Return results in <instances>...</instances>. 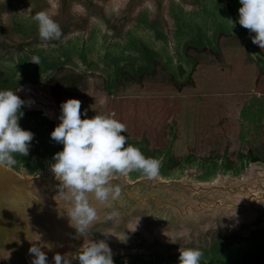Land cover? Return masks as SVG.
I'll use <instances>...</instances> for the list:
<instances>
[{
  "label": "water",
  "instance_id": "1",
  "mask_svg": "<svg viewBox=\"0 0 264 264\" xmlns=\"http://www.w3.org/2000/svg\"><path fill=\"white\" fill-rule=\"evenodd\" d=\"M240 6V0H0V86L46 83L68 66L104 71L111 89L124 67L149 69L152 53L183 84L196 65L187 48H218L221 27L264 62L238 22ZM41 10L60 23L61 40L39 39L33 17ZM34 56L40 64L31 61ZM19 124L34 138L27 156L15 154V165L0 168V256L11 253L0 264H31L30 240L51 246L42 248L49 264L57 252L75 257L100 239L109 244L115 264H179L181 245L201 249L208 264L264 255V160H252L251 152L241 153L238 162L229 161L226 150L217 158L191 151L175 158V122L165 148L150 149L148 141L124 132L127 143L160 162L159 174L149 180L139 171L114 173L109 179L121 187L120 198L111 208L92 201L100 219L80 236L54 199L59 181L50 164L60 143L44 136L53 122L35 113ZM112 211L119 215L105 219Z\"/></svg>",
  "mask_w": 264,
  "mask_h": 264
},
{
  "label": "rangeland",
  "instance_id": "2",
  "mask_svg": "<svg viewBox=\"0 0 264 264\" xmlns=\"http://www.w3.org/2000/svg\"><path fill=\"white\" fill-rule=\"evenodd\" d=\"M246 30L250 37L255 35L248 29ZM217 39L218 48L213 50L209 47L213 51L212 55L193 53L190 50L193 46L187 48V55L196 60V71L192 76L193 82L190 80L183 83L186 86L182 91H179V87L183 84H178L174 80L173 75L164 66L161 57L156 56L157 54H151L152 65L149 69L139 72H135L130 67L121 69L117 82L111 88H118L117 91L122 92V85L132 82L128 87V96L124 95L126 97L122 98L123 101L131 100V102L128 104V108L120 109V105L119 108L116 107L112 112L114 118L126 124L130 135L148 141L150 149H154L166 147L170 117L173 113L177 114L176 120L173 121L178 124L179 119L180 123L177 135L179 138H176L177 146L174 149L175 158L183 156L189 151L195 155L217 158L226 150L227 159L231 162H238L240 154L248 152H251L252 160H264V76L256 81L257 68L264 71V62L259 63L249 55V59L257 62V65L254 64L256 68L254 71L253 65L252 69L247 62L246 46L238 37L228 33L222 27L218 30ZM256 47L264 56V49L258 45ZM205 48L201 47L197 50ZM219 52L226 54L227 57L225 56L224 61L216 58L215 54H219ZM210 65L215 71L213 70V73L209 74ZM89 72L99 73L100 71H97L95 67L84 71V73ZM239 73L241 76L245 74L246 78L241 79ZM99 74L105 79V82L102 81V85L105 89L110 90L107 87L106 73L101 71ZM235 77L238 79H233ZM68 79L75 81L77 78L67 72H62L55 81L56 84L62 85L63 81ZM92 83L85 93L83 90L79 92L76 90L74 94L84 96L85 105H88L92 92L93 95L98 96L99 94V91L94 92ZM96 84H100L98 80H96ZM56 89H58L57 96L62 101L67 99L66 96H73L67 91L64 92L62 87ZM240 91H250L251 93L239 95ZM228 92H236L235 95L240 97ZM258 92H261L262 95L256 97ZM242 96H246L247 101L252 99L251 103H246ZM107 110L109 111L110 108ZM107 110L105 109L101 115L106 114ZM51 112L52 117L58 119V115L53 109ZM86 114L90 118L98 113L90 110ZM30 115L33 114L23 112L20 120L30 117ZM42 115L47 117L44 113ZM198 115L200 119L197 128ZM49 122L53 121L49 119ZM223 127L224 129L226 127V132ZM51 130H46L44 136H51ZM188 145L189 150H187ZM62 149L63 145L60 144V151Z\"/></svg>",
  "mask_w": 264,
  "mask_h": 264
},
{
  "label": "clouds",
  "instance_id": "3",
  "mask_svg": "<svg viewBox=\"0 0 264 264\" xmlns=\"http://www.w3.org/2000/svg\"><path fill=\"white\" fill-rule=\"evenodd\" d=\"M240 5L239 24L255 33L252 42L264 49V0H240ZM33 19L42 42L61 40V25L47 11L36 12ZM31 61L40 64L37 56ZM24 105L25 101L13 90H0V168L15 165V154H29L34 133L19 124ZM84 116L82 119L81 101L69 98L62 102L60 123L51 132V139L63 145V149L54 154V163L50 164L51 173L59 181L54 199L60 205L59 211L63 209L69 226L80 236L100 219L92 201L111 208V202L120 198L121 187L109 179L114 173L127 176L132 171H139L151 180L158 176L160 167L157 159L146 157L138 147L127 143V137L122 134L127 131V126L115 119L114 114H97L89 118L85 111ZM118 215L117 211H112L105 219L111 220ZM30 241L31 264H49L42 248L51 246L41 247ZM10 255L0 256V259H10ZM202 256L203 251L199 248L182 245L179 248V264H200ZM53 259L55 264H72L73 260H78L79 264H115L113 251L104 239L92 240L75 257L57 252Z\"/></svg>",
  "mask_w": 264,
  "mask_h": 264
},
{
  "label": "flooded vegetation",
  "instance_id": "4",
  "mask_svg": "<svg viewBox=\"0 0 264 264\" xmlns=\"http://www.w3.org/2000/svg\"><path fill=\"white\" fill-rule=\"evenodd\" d=\"M190 50L194 53H196V54H198V53H201V54H203V55H212L213 54V51L211 50V49H209V47H206L205 49H201V50H197V48H190ZM245 51H246V55H247V62L250 64V66H251V68H252V65H253V67H254V64H256L257 65V62L255 63L253 60H251V59H249L250 58V56H249V52H248V49H247V47H245ZM217 57V59L218 60H220V61H224L225 60V58L227 57L226 56V54H224V53H222V52H219V54H215ZM226 56V57H225ZM228 59V58H227ZM231 62H233L234 63V61H231ZM199 65V64H198ZM197 65V66H198ZM196 67V66H195ZM195 67H194V69H193V71H192V74H191V78H190V80L193 82V78H192V76H193V73L196 71L195 70ZM210 67V72H209V74L210 73H213V70L215 71V69H213L212 67V65H210L209 66ZM253 69V68H252ZM254 71H256V68L254 67V69H253ZM62 72H67V73H69L71 76H74V77H76L77 79L74 81V80H71V79H68V80H66L65 82L63 81V84L62 85H60V84H56V81H55V79L62 73ZM208 74V75H209ZM254 74H255V72H254ZM207 75V76H208ZM236 75H237V73H236ZM236 75H233V76H236ZM239 75H240V78L241 79H244V78H246V76H244V75H242L241 76V74L239 73ZM264 76V71L263 70H261V69H259V67L257 68V74H256V81H258V80H260V79H262V77ZM233 79H238L237 77H235V78H233ZM96 80H98L99 81V85H97L96 84ZM189 80V81H190ZM102 81H104L105 82V79L102 77V75L101 74H99V73H91V72H89V73H84V72H81V71H78V70H75V69H73V68H70V67H68V66H62V67H59V69L57 70V73H56V75L55 76H53L51 79H49L46 83H40V82H38L37 80H30L28 83H25V84H23V85H20V86H17L15 89H13V91L14 92H16L17 93V95H19L20 97H21V99H23L24 101H25V105L22 107V111L23 112H28V113H32V114H35V113H44L43 111H41L40 109H30V104H29V102H28V96H26V95H24V93H25V90L23 89V87H25V86H28V85H31V86H33V87H35L37 84L38 85H45V84H47V83H50L49 85V89H50V91H52L53 93H56L57 92V90L58 89H56V88H59V87H62V88H64V92H68V94H72L73 96H66L65 98H67V99H69V98H78L80 101H81V118L83 119V118H85V116H84V113H85V111H86V113L88 112V111H90V110H94L95 112H97L98 114H101L105 109L107 110L108 108H110V110L108 111H105L106 112V114H109V115H111V114H113L112 112H113V110L117 107V108H119V105H120V109L122 108V109H124L125 107H127L128 108V104H130V102H131V100H128V101H123L122 100V98H124V97H126V96H124V95H127V94H129L128 93V87H129V85L132 83V82H128L129 84H127L126 82V85H122V88H123V91L122 92H120V91H117L118 90V88H114V89H110V90H107V89H105V87H104V85H102ZM93 82V83H92ZM91 83H92V86H93V90H94V92H98L99 91V94H98V96L96 95V94H94L93 95V92H92V95L90 96V99H89V101H88V105H85V100H84V96H81V95H74L75 94V91L76 90H78V92L79 91H81V90H83L84 91V93L87 91V89L91 86ZM124 83V82H123ZM35 84V85H34ZM244 84V83H243ZM90 85V86H89ZM255 85H256V83H255ZM186 85H180V87H179V91H182L183 89H184V87H185ZM0 90H5V89H2L1 88V86H0ZM116 92H117V96H116ZM120 92V93H119ZM228 93H234V92H228ZM236 93V92H235ZM235 93L233 94V95H235ZM246 93H248V94H250L251 92L250 91H240L239 92V95H242V94H246ZM57 94V93H56ZM59 95H60V92H59ZM257 96L256 97H258L259 95H262V93L261 92H258L257 94H256ZM122 96V97H121ZM128 96V95H127ZM235 96H237V95H235ZM237 97H240V96H237ZM242 97H244V99H245V101H246V103H251V100L250 101H247V97L246 96H242ZM67 99H65V100H67ZM248 99H250L249 97H248ZM58 102H59V104L61 105L62 104V102H64V101H62V100H60L59 98H58ZM196 102V101H195ZM195 102H194V104H195ZM120 103V104H119ZM245 103V102H244ZM45 114V113H44ZM173 114H175V113H173ZM172 114V115H173ZM46 115V114H45ZM95 115H97V114H95ZM172 115H171V117H172ZM176 115L177 114H175V117H176ZM47 116V115H46ZM48 117V116H47ZM170 117V120H171V122H173L174 120H176V118H171ZM49 119H51L52 121H53V127H56L59 123H60V120H58V119H55V118H53V117H48ZM200 119V117H199V115H198V117H197V123H196V126H197V128L199 127V123H198V120ZM170 122V123H171ZM178 124L176 123V125H177V135H178V130H179V126L178 125H180V123H179V119H178ZM52 127V128H53ZM133 128V127H132ZM131 130V129H130ZM223 130L226 132L227 131V129H226V127H225V129H224V127H223ZM51 131H53V129L51 130ZM223 131V132H224ZM128 132V131H127ZM196 133H198L197 132V130H196ZM142 134H143V132H142ZM142 136V135H141ZM177 139L179 138V136L178 137H176ZM177 139L175 140V144H174V149L176 148V142H177ZM154 146V145H153ZM190 148H189V145L187 146V150H189ZM192 150V149H191Z\"/></svg>",
  "mask_w": 264,
  "mask_h": 264
},
{
  "label": "trees",
  "instance_id": "5",
  "mask_svg": "<svg viewBox=\"0 0 264 264\" xmlns=\"http://www.w3.org/2000/svg\"><path fill=\"white\" fill-rule=\"evenodd\" d=\"M50 83L45 85H36L35 87L28 85L23 87L25 90L24 95L28 96V102L30 104V109H40L48 117H52L53 114L51 109H53L59 116L61 114V105L59 104L58 96L49 89ZM35 85V84H34ZM56 105V106H55ZM56 115V116H57ZM171 118H175V114ZM234 161L236 159H233ZM200 264H208L204 261H200ZM233 264H264V255L260 253H251L244 255L240 263Z\"/></svg>",
  "mask_w": 264,
  "mask_h": 264
}]
</instances>
